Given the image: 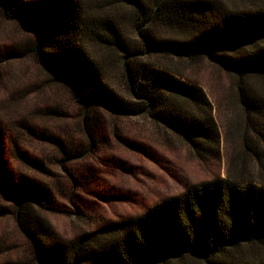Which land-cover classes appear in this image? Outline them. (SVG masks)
<instances>
[{"label": "trees", "instance_id": "16d2710c", "mask_svg": "<svg viewBox=\"0 0 264 264\" xmlns=\"http://www.w3.org/2000/svg\"><path fill=\"white\" fill-rule=\"evenodd\" d=\"M85 1L0 0V14L33 35L29 52L68 87L87 122L96 107L127 117L149 115L200 158L213 154L221 134L203 89L168 70L137 61L159 53L188 58L203 54L238 74L241 80L235 89L241 105L254 120L264 121V101L248 93V82L243 80L264 77V0H242L235 5L222 0H154V12L144 0H120L142 17L137 28L143 43L138 48L127 43L113 19L88 14ZM154 19L182 29L185 39L157 40L144 32ZM89 43L125 53L131 98L108 86ZM256 137L264 142V133ZM56 142L68 155L66 146ZM7 145L14 146L31 169H43V163L21 152L0 122V191L11 200L10 208L0 207V218L14 217L34 264H189V260L264 264V179L213 178L152 205L141 215L63 242L43 215L53 200L50 188L27 173L18 174L17 182L11 184L15 180L8 169Z\"/></svg>", "mask_w": 264, "mask_h": 264}, {"label": "rangeland", "instance_id": "374dc122", "mask_svg": "<svg viewBox=\"0 0 264 264\" xmlns=\"http://www.w3.org/2000/svg\"><path fill=\"white\" fill-rule=\"evenodd\" d=\"M222 1L229 5L242 2ZM144 3L155 11L154 0ZM84 7L96 19H113L132 48L142 45L137 28L142 17L133 7L120 0H86ZM143 29L157 40L182 41L186 37L185 31L159 19ZM32 38L0 14V122L21 152L43 163V169H31L14 146L6 147L8 169L15 180L11 184L17 182L18 174L27 173L50 188L53 200L43 215L60 241L71 242L107 223L141 215L152 205L213 178L264 179V142L256 137L258 132L264 133V121L254 120L241 105L235 89L241 80L238 74L203 54L188 58L159 53L137 59L196 83L205 92L221 143L213 154L200 158L149 115L127 117L96 107L87 122L84 109L68 87L46 72L29 52ZM89 47L108 86L131 98L125 53L94 43ZM243 80L248 82V93L264 101V77ZM58 140L68 155L61 151ZM10 203L0 191V207L10 208ZM29 247L14 217L0 218V264H34Z\"/></svg>", "mask_w": 264, "mask_h": 264}]
</instances>
